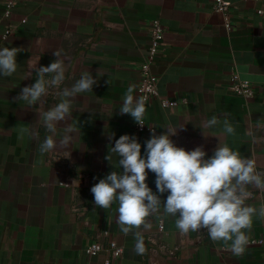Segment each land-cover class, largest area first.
<instances>
[{
	"label": "crops",
	"instance_id": "0c3cea01",
	"mask_svg": "<svg viewBox=\"0 0 264 264\" xmlns=\"http://www.w3.org/2000/svg\"><path fill=\"white\" fill-rule=\"evenodd\" d=\"M6 2L0 0V47L19 52L16 72L0 75V264H105V251L88 255L84 247L108 239L122 247L110 264H264L261 245L248 244L243 255L235 256L223 242L211 241L206 230L181 234L175 218L162 209L148 218L150 230L139 229L147 250L137 255L135 233L122 234L116 222L117 204L99 208L90 191L111 171H122L110 152L120 135L135 136L145 154L150 131L136 132L133 119L119 108L129 86L138 96L139 67L148 55L154 17L163 33L151 65L158 93L146 104L147 122L157 135L167 131L165 126L184 125L171 137L178 147L202 146L211 156L217 144H227L264 173V0H230L225 12L215 10L213 0H15L4 14ZM54 50L64 60V82L29 108L17 99L37 79V73L27 75V62L36 53L40 66H47L57 59ZM85 68L93 77L99 70L103 75L92 92L72 101L68 121L57 126L56 140L65 134L66 123L76 131L68 149L53 150L62 155L53 159L52 151L40 152L52 134L39 113L58 103L57 92L70 88ZM233 72L250 80L251 96L229 89ZM164 98L175 103L164 106ZM213 116L221 123L205 127ZM225 118L235 135L224 133ZM21 127L38 136L20 138ZM79 173L84 177L73 178L72 184L60 183ZM146 183L156 192L154 173H148ZM249 190L253 197L247 203L258 208L264 192ZM157 194L166 199L167 193ZM263 232L264 220L254 217L249 238ZM149 235L176 246L174 253L151 251Z\"/></svg>",
	"mask_w": 264,
	"mask_h": 264
},
{
	"label": "clouds",
	"instance_id": "9594fccd",
	"mask_svg": "<svg viewBox=\"0 0 264 264\" xmlns=\"http://www.w3.org/2000/svg\"><path fill=\"white\" fill-rule=\"evenodd\" d=\"M18 52L16 47H0V75L11 76L16 72ZM52 54L57 59L47 66H33L37 79L23 87L17 98L25 101L29 108L40 102L49 88L59 89L64 82L61 52L54 50ZM101 75L103 72L99 70L93 77L85 68L70 88L57 92L58 103L39 113L43 127L52 134L40 144L42 154L57 148L68 149L71 133L76 128L66 123L65 134L56 140L57 126L61 121H68L72 101L81 93L92 92L97 77ZM147 99L135 96L134 87L129 86L119 113L130 115L137 125L143 126ZM220 123L213 116L205 121L204 126L211 128ZM222 123L225 134L235 135V128L227 118ZM165 127L167 131L159 135L149 127L151 135L145 141L144 155L135 136L122 134L115 139L110 152L118 158L116 166L122 171H111L91 187L95 206L108 209L117 204L116 222L122 234L135 233L134 251L137 255H143L147 250L139 229L150 230L152 224L148 218L161 209L167 216L175 218V227L181 234L206 230L211 241L223 242L235 256L243 255L253 218L264 220V203L258 208L247 203L253 197L250 187L264 192V173L257 171L254 160L242 157L227 144H217L211 156L206 155L202 146L192 150L178 147L171 137L184 125ZM19 133L20 138L25 134L33 138L38 136V132L28 127L19 128ZM113 136L114 133L109 135V140ZM105 159L110 162L109 153ZM149 172L155 174L156 192L146 183ZM157 193H167L166 199L162 201Z\"/></svg>",
	"mask_w": 264,
	"mask_h": 264
},
{
	"label": "built area",
	"instance_id": "2783aa9c",
	"mask_svg": "<svg viewBox=\"0 0 264 264\" xmlns=\"http://www.w3.org/2000/svg\"><path fill=\"white\" fill-rule=\"evenodd\" d=\"M15 3V0H7L5 8H4V14H8L13 5ZM230 4V0H213V8L215 10L225 12L228 10ZM226 26H229L228 22L225 23ZM10 29L7 28L5 32L3 33V36L7 35L9 33ZM162 33H163V27L161 22L157 17H154L150 20V41L148 45V55L147 57L142 61L140 67H139V85H138V96L139 97H147V103L157 95V81L156 76L154 72L152 71L151 65L153 62L154 57L156 56L162 41ZM39 55L33 54L26 65V72L27 75L30 77L31 75H34L36 71L34 70L33 66L36 65L37 67L40 66L39 62ZM49 77H46L48 79ZM61 87V85H60ZM229 89L237 94L249 97L253 93V85L248 79L240 78L237 73H231L229 76V83H228ZM58 89L55 88H49L48 93L54 94ZM175 103V100L164 98L161 99V104L164 106L172 105ZM144 125L140 126L137 125L134 122V130L136 132L142 131V130H149V127H153L151 124H149L144 117ZM154 128V127H153ZM62 157L61 153L58 151H52L51 152V158L58 159ZM84 177V174L79 173L77 176H66L64 179L60 181L61 184L64 185H70L72 184L73 178H82ZM157 227L159 230H162L164 227L163 222L160 220L158 221ZM148 239L151 243V251L155 253H160L164 255L173 254L176 246H168L164 241H161L157 239L154 236L149 235ZM248 244H258L262 246V260L264 262V232L250 237ZM85 253L88 255L96 254L100 251H105L106 256L104 258L105 264L112 263V259L117 258L122 251L121 245L117 244L115 240L108 239L106 243H102L101 241H93L87 244L84 247Z\"/></svg>",
	"mask_w": 264,
	"mask_h": 264
}]
</instances>
